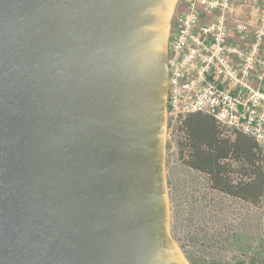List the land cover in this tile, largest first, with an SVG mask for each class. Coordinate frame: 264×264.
<instances>
[{
    "label": "water",
    "instance_id": "1",
    "mask_svg": "<svg viewBox=\"0 0 264 264\" xmlns=\"http://www.w3.org/2000/svg\"><path fill=\"white\" fill-rule=\"evenodd\" d=\"M178 0H0V264H188L170 233Z\"/></svg>",
    "mask_w": 264,
    "mask_h": 264
},
{
    "label": "built area",
    "instance_id": "2",
    "mask_svg": "<svg viewBox=\"0 0 264 264\" xmlns=\"http://www.w3.org/2000/svg\"><path fill=\"white\" fill-rule=\"evenodd\" d=\"M167 66V137L206 114L254 140L264 184V0H178Z\"/></svg>",
    "mask_w": 264,
    "mask_h": 264
},
{
    "label": "rangeland",
    "instance_id": "3",
    "mask_svg": "<svg viewBox=\"0 0 264 264\" xmlns=\"http://www.w3.org/2000/svg\"><path fill=\"white\" fill-rule=\"evenodd\" d=\"M180 133L166 140L170 233L188 264H264V198L257 206L210 189L179 158Z\"/></svg>",
    "mask_w": 264,
    "mask_h": 264
},
{
    "label": "trees",
    "instance_id": "4",
    "mask_svg": "<svg viewBox=\"0 0 264 264\" xmlns=\"http://www.w3.org/2000/svg\"><path fill=\"white\" fill-rule=\"evenodd\" d=\"M181 163L206 176L211 190L257 206L264 198L261 154L241 133H227L203 113L186 116L178 128Z\"/></svg>",
    "mask_w": 264,
    "mask_h": 264
},
{
    "label": "crops",
    "instance_id": "5",
    "mask_svg": "<svg viewBox=\"0 0 264 264\" xmlns=\"http://www.w3.org/2000/svg\"><path fill=\"white\" fill-rule=\"evenodd\" d=\"M199 174H201V173H199Z\"/></svg>",
    "mask_w": 264,
    "mask_h": 264
}]
</instances>
